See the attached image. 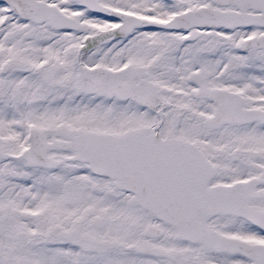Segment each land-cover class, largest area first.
Returning a JSON list of instances; mask_svg holds the SVG:
<instances>
[{"label":"snow or ice","instance_id":"6c2138e0","mask_svg":"<svg viewBox=\"0 0 264 264\" xmlns=\"http://www.w3.org/2000/svg\"><path fill=\"white\" fill-rule=\"evenodd\" d=\"M0 264H264V0H0Z\"/></svg>","mask_w":264,"mask_h":264}]
</instances>
